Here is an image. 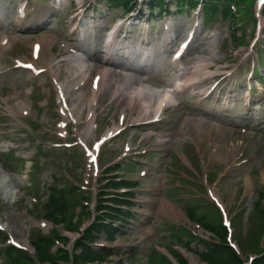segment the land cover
<instances>
[{
	"label": "rangeland",
	"instance_id": "1",
	"mask_svg": "<svg viewBox=\"0 0 264 264\" xmlns=\"http://www.w3.org/2000/svg\"><path fill=\"white\" fill-rule=\"evenodd\" d=\"M45 2H49V0ZM82 2L85 7L91 4L90 6L93 8H96L99 4L102 9L101 16H104L105 21L108 22L112 18L132 16L139 9V4L142 5L143 11L149 12L148 3H150V0H136L129 6L122 0H83ZM17 3L15 0V4ZM29 3V9L32 10L41 6L43 1L34 2V0H30ZM166 3L168 4V13L166 15L155 11L152 16L155 19L153 31L163 29L164 17L167 20L175 18V24L184 29L188 27V23H192L193 16H197V10L192 12L190 16L189 13L186 15L184 11H177L169 0ZM262 7H264V3H260L259 0H247L243 6L239 7L236 13L224 12L225 17L229 19L237 15L239 25L242 24L239 30L237 28H229L227 20L221 21L219 15L208 25L201 23V31L197 34L188 56L182 60L183 67H186L189 71L195 65L200 56L195 50L202 45V55L209 57L208 42H211L215 37L217 55L214 63H210L208 70L211 73H216L214 80L219 83L218 89H223L227 94L232 86L235 91L238 89V94L243 97V94L246 91L248 92V88H250L252 93L260 94L264 101V91L259 87L264 86V18L262 16ZM75 9H79V6L73 3L67 13L65 9L60 16L55 17L53 22L48 25L50 28L52 27L51 29L42 32L53 35L57 39L52 51L53 67H56V60H61L65 53V50L61 48V41L70 43L69 40L72 38L69 24L71 20H74V15L71 17V14ZM86 12L88 13V10ZM1 13L4 14L6 19L11 17L13 15L12 3L8 0H0ZM98 13L100 14L99 11L96 12V14ZM187 16H189V19ZM202 27L205 28L204 33ZM257 28L258 32H256ZM240 32H242V35H240ZM4 35H11L13 41L4 43ZM43 36L44 34L22 36L12 30L0 29V149L9 142L14 145V149H11V151H7L6 148V152H0V163L19 191L13 203H7L0 196V220L7 228L8 233L12 234L13 239L21 244L26 240L29 243V236L30 240L34 242L36 240L35 235L37 237L43 236V232L44 234H51L49 235L50 237L52 236L53 233L50 230H52L54 225L45 219V217L47 218L45 212L46 205L50 203V197L59 196L55 191L56 189H54L55 182H57L58 186L56 188H62L66 180L72 183L69 179V174L76 180L79 177L81 181L85 178L86 183L83 184L91 191L90 194L93 197L92 202H90L92 208H94L95 193L99 194L104 191L102 188L104 182L101 181L104 177L95 179L92 176V172L90 177L87 176L90 172L88 171L87 159L81 149L73 144L78 139V135L75 132L76 128L82 131V137L87 135L88 127L84 123L86 114L83 113L82 116V123L84 124L68 123L65 127L66 134H61L62 126L60 123L62 116L59 113V103L54 90L55 86L50 75L44 72L41 75L31 77L30 72L13 68L16 59L33 61V45L37 39ZM181 37L180 40L184 39L185 33ZM48 57L49 53L44 49L42 60L47 61ZM67 61L63 60L60 63V79L64 83L66 81L71 83V80L79 76L80 69H70ZM208 64L209 62H201V67L198 71L199 75L206 71L205 65ZM251 73H253V76L250 77ZM91 75L92 81L95 73L92 72ZM124 76L116 73L111 74L112 79L116 84L118 83L117 87H122L121 91L127 94L133 81L128 78L129 76ZM256 77L261 78H259L261 80L258 81L259 84L255 82L257 80ZM168 79L167 76L150 78L149 83L156 88L166 89V85L169 83ZM214 80L211 79L205 84L212 83ZM78 84L79 80L76 79V83H72L68 88L70 94H74L73 96L76 97L78 95ZM200 85L201 87L203 86V84ZM117 87L112 83L108 84L100 95V102L97 106V127L94 137L89 141L91 146L92 143L106 135L108 128L114 127L119 122V115L122 108L125 107L127 99L121 100V102L111 101V98L115 100L119 96ZM193 93L191 89L186 94L178 96L182 104L178 107H169L166 110L165 115L172 119L167 121L166 126L160 124L154 127L152 140L143 139L145 132L141 133V131L138 132L136 130L133 132L127 129L103 148V164L117 162L122 158V160L127 159L125 161V165H127V163L131 162L130 160L135 161L138 159L134 155L126 156L125 145L131 143L133 149H137L136 153L144 157L138 159V163H135V165L152 173L150 176L146 175L140 178L138 174H135L138 171V167H136L129 175L134 181L140 178V181L137 182L139 183V188L132 190L135 196L132 201L134 207L131 209L132 212L126 211L129 216L124 221L118 222L117 226L120 223L118 228L121 229L118 232H112L114 240L110 237L109 241L107 238L109 235L107 234H96L98 241L95 244L97 246H106L113 250L112 256L108 258L109 264H149L147 261L149 256L147 255L154 248L155 243L160 250L165 252L173 248L178 249V252H182L189 264H204L198 255L203 252L204 247L199 246L194 239H192L189 246L185 243H180L174 233L176 225H187L192 231L198 230L195 225L183 216L184 209L182 208V206L186 205L185 199L194 200L196 193L180 190V192H167L168 194L165 196V191L178 185V181L182 176L189 175L192 182L196 181L206 184V179H200V177H205L204 171L210 176L212 187L215 189L218 186L217 192L219 196H221L232 213H236L238 209L244 210L247 212L246 217L251 211L252 225L250 223L248 226L247 220L244 221V217L241 215L236 214L234 219L233 227L238 229L234 237L238 240L240 246L241 244L248 245V247L244 245L241 248L239 247L241 249L239 251L240 255L243 258L247 257L250 255V251L247 253L248 249L253 251L256 248L257 239L255 236L257 234L259 236L260 234L262 235L261 239L264 245V231L260 230L263 222V216L260 219L263 213L261 203L264 204V200L261 201V205H258L256 209L254 207L255 202L260 201L257 195H260V192L263 191L261 189L264 187V128L255 132L251 130V133H248L243 132L241 128L232 127L233 125L222 124V131L210 136L206 134L201 139L192 127L190 130L191 138L180 136V124L182 122L187 118L196 116V113L200 115L204 112L203 109H209L211 106L216 105L213 98L198 104V96H192ZM217 95H214V99L217 98ZM76 97L73 98L74 102H77L78 98ZM24 99L29 104L27 110ZM142 110L135 111L142 117L150 112L148 111L145 114ZM256 112L263 118V103L255 105V114ZM130 113L132 114V111L127 112V114ZM236 114L239 115L240 112L237 111ZM127 121V119L124 120V123ZM206 124L219 127L215 120L207 121ZM118 127L120 128L121 126ZM171 130H173V134L170 133ZM167 134L171 135L167 136ZM160 140L166 142V145L160 147V149L158 148L157 151H153V149L157 148V143L160 144ZM200 140L203 141L201 142ZM232 141L236 150L227 162L223 158L228 157L230 154ZM66 143H71L72 146L67 147ZM196 144L199 150H204V160L206 159L204 168H202L198 150L195 147ZM217 146L218 149L215 150ZM144 148L147 150L145 155L141 153ZM36 149L40 151L38 154ZM237 154L241 156L236 157ZM27 157L33 158L32 169L25 168V158ZM143 163L145 164L143 165ZM181 165H191L198 174L188 173L187 175ZM125 167L121 170L127 171ZM70 171L72 173H69ZM82 173L88 178L85 175L81 177ZM55 176L56 180L54 179ZM66 185L68 186V184ZM193 188L198 194L201 193L205 197L209 195L206 189H201L196 185ZM107 192L113 193V190H108ZM65 196L66 194L61 193L58 199L61 201L66 200ZM260 196H264V194ZM202 201L200 200V206H204ZM72 204L76 207H82L84 202L79 198L74 200L73 203H69L66 200V205ZM205 208V210L197 209L192 214L190 213L195 216L196 212H203L209 217L204 219L196 216L194 217L195 223L202 226L208 221L212 225H220L222 211L218 206L212 202H206ZM122 209L126 210L125 208ZM71 212L67 209L64 213L65 217L72 216ZM89 215L90 219H94L98 214L97 211L92 209ZM99 215L102 214L99 213ZM80 216H83V214L81 213ZM193 216H189V218ZM55 219L57 221L58 217L56 216ZM83 219L85 225L90 222L85 216ZM83 219L80 218L79 221ZM40 221H47L48 226L46 228L38 226L36 223ZM248 228L251 230L250 232ZM54 229V233H60V236L68 237L71 242L78 238L77 234L67 233L61 226H55ZM250 233L252 237L249 239ZM247 234L248 237H246ZM245 237L246 240H243ZM4 240L5 237L0 231V264L4 258L3 248L8 243H5ZM173 263L177 264L175 260H173ZM5 264H8V262L6 261Z\"/></svg>",
	"mask_w": 264,
	"mask_h": 264
},
{
	"label": "bare ground",
	"instance_id": "2",
	"mask_svg": "<svg viewBox=\"0 0 264 264\" xmlns=\"http://www.w3.org/2000/svg\"><path fill=\"white\" fill-rule=\"evenodd\" d=\"M174 32V41H171L172 43H174L175 41H177L181 35V31L179 30L178 27H176V29L173 31ZM57 41L56 37L53 35H44L41 40L38 41L39 45L37 47L34 48V52L38 53V55H42L43 53V49L45 48L46 51L49 53V58L48 60L44 63V66L42 68H45L49 74L52 76L53 81L55 83V87L57 90V97L58 100L60 101V106H61V113L63 115V122L64 121H68V120H72V118L75 117L74 122H78L81 119L83 113L85 112L87 114V125L89 127V132H87V134H89V136H93L94 132H93V128L95 127V108L98 105V97L99 95L106 89L108 84H113L115 87L118 86V83L116 84V82L110 78L108 76L107 73L101 72V71H97L95 73L96 76V80L94 81V83H90L87 80V74L90 68V63L85 62L84 60H82L81 58H77L75 57H70L68 58L69 60V65H70V69H80L81 70V78L79 80V86L77 88L78 91V95L73 96L74 94L70 95L68 88L70 87V81H66V85L61 84L60 83V78H59V74L61 69H53L52 67V53H51V49L53 47V45L55 44V42ZM62 44H64V46L67 48L68 46L65 45L64 42H61ZM209 46L207 47V50L210 53L209 57H205L202 55L203 53V45L200 46L198 49L195 50V52L199 53V57L197 59V62L195 63V66L193 67V71L196 74V77L194 79H190L188 80V82H194V80H196V78H198V74L197 71L200 69L199 67H201V62H209L208 65H205V67L208 69L210 63H214L215 61V57H216V50H215V42H208ZM35 56V54H33ZM58 64V63H57ZM59 67V64H58ZM40 68V67H39ZM97 68V67H96ZM206 69V71H204L202 73L203 78H207L210 76V72ZM202 78V79H203ZM75 80V79H73ZM119 90V96L117 99H115L114 101H118L121 102V100H126V104H125V108H129V105L131 104L130 101L132 100L133 97L139 99V100H146L148 99L149 102H145L146 104L151 103V101L155 99V97H145L142 99L141 93L140 92H128L127 94L123 93L122 87H117ZM143 91L147 90L146 87H142L141 88ZM161 95V105L162 104H166L170 102V96L167 93H163L160 94ZM123 96V97H122ZM78 98L76 101L74 102L73 98ZM121 98V99H120ZM113 101V98H111ZM158 100V97H157ZM24 104L26 105V107H29L28 101L26 99H24ZM161 105L157 108V111L159 112L161 109ZM151 108V107H150ZM144 108V106L142 107V111L143 112H152V110ZM157 111H153L155 112V116L158 115ZM126 114V110H122L121 115L124 116ZM197 121V123H192L190 120H187L186 123L187 124V128H184L183 131V137H190V127H193L196 132L198 133L200 139L207 135H213L214 133H217L219 131H222L221 127H214V126H209L206 123L202 122L201 120H195ZM63 124V123H62ZM116 128V126H115ZM114 128V129H115ZM109 132H111V130H109ZM81 145L85 146V148H88V144H87V140H85L83 138V140H81ZM161 144H164L163 141H161ZM232 151L234 152V148H231ZM222 159V158H221ZM224 160L228 159L227 157L223 158ZM12 181V180H11ZM12 182L9 181L8 177L2 172V169L0 168V196L7 202V203H13V201L16 199V197L19 194V191L17 189V187H12ZM214 200L217 202H220V199L217 197V195H215L214 193H212ZM0 227L4 228V225L0 222Z\"/></svg>",
	"mask_w": 264,
	"mask_h": 264
},
{
	"label": "trees",
	"instance_id": "3",
	"mask_svg": "<svg viewBox=\"0 0 264 264\" xmlns=\"http://www.w3.org/2000/svg\"><path fill=\"white\" fill-rule=\"evenodd\" d=\"M126 1L127 0H122ZM178 2L182 0H177ZM233 0H205V12L208 15L210 10H216L217 6H221L222 10L228 6ZM240 0L239 2H242ZM67 200V199H66ZM66 200L60 201V199L54 196L50 197V203L46 205V216L48 219L56 221L55 217L59 216L69 229H74L75 225L68 220V216L65 219V212L68 208L66 205ZM68 201V200H67ZM69 202V201H68ZM68 204V203H67ZM67 222V223H66ZM72 227V228H71ZM103 225H94L92 228L88 229L84 236L76 243L74 247V254L72 255L73 264H95V262L100 263L104 260V256H108L105 251L95 250L89 245L94 239V233L101 230L107 231ZM105 229V230H104ZM37 237V236H36ZM36 242H33L34 247L36 248L38 260L40 263H50V264H60L59 260L63 262H69L70 256L66 250L60 249L55 258H52L47 251L46 246L52 245V240L46 241L47 238L38 237ZM104 257V258H103ZM158 256L151 258L156 260ZM203 259L208 261L210 264H242L238 259L236 254L230 248L224 247L222 244H212L207 247V252L204 253ZM5 260L8 264H36L32 258L25 252L17 251L13 248H8L6 250ZM162 261H166L162 258ZM254 264H264V257L258 259Z\"/></svg>",
	"mask_w": 264,
	"mask_h": 264
}]
</instances>
